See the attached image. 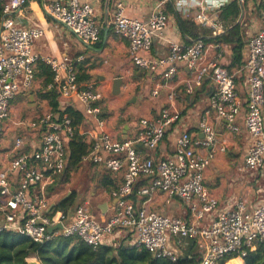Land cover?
I'll use <instances>...</instances> for the list:
<instances>
[{"label":"built area","instance_id":"2783aa9c","mask_svg":"<svg viewBox=\"0 0 264 264\" xmlns=\"http://www.w3.org/2000/svg\"><path fill=\"white\" fill-rule=\"evenodd\" d=\"M28 0H0V231H13L43 243L57 235L76 236L92 247L105 244L114 233L128 232V245L145 248L153 257L176 261L180 255L170 245L172 238L199 236L196 264H218L225 255L241 259L257 243H264V202L250 206L245 197H236L231 206L218 209V199L206 186L204 171L212 158L211 148L215 132L207 122L209 110L226 121L231 131L236 130L235 119L242 107L238 96L235 73L217 59L209 58L201 38L190 43L171 41L162 56L148 55L153 39L167 24V15L159 7L146 19L128 17L122 2H117L113 14L114 32L127 40L130 59L134 65L157 73L170 81L179 63L189 69L183 81V94L189 95L208 78L214 85L209 97V110L199 122L202 137L192 138L182 131L175 140L171 156L153 159L143 156L135 148L139 143L155 149L173 123L179 120L174 88L167 93V105L153 118L139 119L133 139H117L103 117V95L92 82L76 81L75 61L72 58L45 57L33 51L34 43L43 36L37 25L20 26L16 16ZM232 0H183L178 9L189 14L191 6L198 7L192 19L196 24L210 26L212 35L222 32L223 26L214 14ZM258 31L245 42V56L241 70L245 76L246 97L243 126L251 139L238 170H254L264 164V0ZM43 12L64 25L85 44L99 40L101 26L94 19L93 5L80 0H41ZM40 60L53 72L47 88L58 86L59 112L50 108L30 120L9 116L11 101L19 94L28 95L35 81L34 67ZM160 86L150 94H159ZM84 114L85 129L80 134L92 142L83 162L99 163L111 172L123 170L122 182L113 191L116 202L105 222L93 214L88 200L67 210L50 208L47 186L56 182L66 165V141L77 133L72 118L64 109L71 103ZM70 103V104H69ZM223 149V147H222ZM146 184L134 191L137 179ZM160 190L169 203L181 201L191 212L192 219L151 211L139 195H150ZM134 196V197H133ZM55 203V202H53ZM210 216L209 226L202 224ZM54 228L51 232L48 227ZM234 257V258H235ZM32 258V257H31ZM35 258V257H33Z\"/></svg>","mask_w":264,"mask_h":264},{"label":"crops","instance_id":"0c3cea01","mask_svg":"<svg viewBox=\"0 0 264 264\" xmlns=\"http://www.w3.org/2000/svg\"><path fill=\"white\" fill-rule=\"evenodd\" d=\"M80 1L90 2L94 8V19L96 23L101 26L102 30L104 27L108 28L105 37L103 34L102 42L99 45H96V43L85 44L64 25L59 24L48 17L43 10L23 12L22 8L16 16L18 25L23 27L37 25L43 28V36L34 43L33 51L41 56L54 58H61L63 56L76 58L81 55L82 59L75 61L76 70L80 73L78 68L81 66L83 71L90 75L89 80L86 82H92L99 87L103 95L102 104L104 106V112H106V104L109 105V102L112 103V100V104L114 105L119 102V99H116V97H120L123 94L125 95L124 98H122V101L125 100L128 106L123 111V117L128 118L127 122L121 124L119 128L112 127L110 129L108 118H105L107 120L108 129L115 138L120 140L133 139L135 137L139 128V119L156 117L162 108L167 105V93L170 88H174L176 103L180 111L179 120L173 123L170 129L167 130L164 138L159 142L155 149H147L139 143H136L135 148L141 155L151 156L155 160L171 156L173 154L176 137L182 131H187L192 138L202 137L199 122L205 115V112L209 110V97L214 90L213 83L206 78L203 84L196 88L193 93L184 95L183 81L189 74V69L185 63H179L177 65L175 75L170 81H164L160 78L161 76L158 75V72L153 74L148 73L132 63L128 51L127 40L118 36L114 32L112 25L113 14L117 2L123 3L124 14L126 16L139 19H146L154 8H161L167 15V24L162 33L153 39L152 47L148 51V55L158 57L167 52L168 43L171 41L179 43H190L193 41L190 37H186L180 32L176 21V15L192 17L193 13L198 10V7L191 6L189 14H186L182 9H178V4H182L183 0ZM238 1L241 6V12L237 22L241 24L244 32V46L242 49V60L244 61L245 42L251 35L258 31L260 26L261 6L259 0ZM219 12L220 10L214 13L218 18ZM224 30L225 28L223 26L222 32H224ZM205 44L209 58L217 59L226 67L229 65L233 56L230 44L214 42H205ZM103 55L106 57V62L100 61V58ZM95 60H98V62L96 63ZM231 70L235 73L237 93L242 99V107L235 119L237 129L233 131L228 129L226 121L218 119L215 116L214 111L209 110L206 117L207 122L212 126L215 132V141L212 145V149L204 148L200 150L204 154H208L210 151L212 152V158L204 171V176L209 191L218 199V209L231 206L232 201L236 197H245L250 206L264 202V164L254 170H243L241 172L238 170V166L241 165L243 156L251 144V139L243 126L246 97L245 76L241 67H235ZM119 76L124 77L125 81H123L120 87L121 93L114 95L112 94L111 88L112 79ZM106 82H109V85ZM103 84L107 88H105ZM157 85L160 86L159 94L151 96L150 91ZM39 89L40 79H35L33 87L29 93L30 95H33L34 101L31 102V105L28 103V107L26 106V108H30V106L38 104L39 102H43L44 106L37 105L38 111L34 112L30 117L31 119L49 109L47 102L35 101ZM106 89H108L109 92L108 97ZM184 96H187V100H182V97ZM23 99L28 100V96L19 94L14 98V100L18 101ZM59 100L62 104L67 103V100L61 96ZM33 102L35 104H32ZM69 102L71 103L69 104L72 105V101L70 100ZM16 106L17 105L12 106V104H10L12 112H16ZM41 107H44V109L41 110ZM15 116L18 117L19 115ZM11 118L18 119L12 116ZM87 126L88 125L83 124V127L86 128ZM87 139L88 138L86 137V140ZM0 158H3L2 152H0ZM213 159H216V161L219 162V165L213 167L214 181L212 184L213 186H210L207 184V181L212 172L210 165L213 163ZM81 163L90 164L91 172L99 180L98 189L89 191L85 196V199L89 201L95 217L100 222H105L111 215L113 205L116 202V197L113 195L115 189H111L110 191L107 190V187L110 185L106 175L109 174L110 179L112 181L115 180L116 187H118L122 180L123 170L120 172H111L98 163L86 161H81ZM139 182H142L143 186L146 184V179L141 177L137 179L135 184L137 185ZM136 185H134V189ZM56 188L57 186H54L52 190H47L50 205L53 204V202H59L52 199L55 196ZM137 198L145 200L144 204L148 210L160 211L168 215H175L188 220L192 219L191 212L181 201L174 199L171 202L166 203L164 194L160 190H156L150 195L138 194L136 196V199ZM97 200L99 201L96 202ZM92 203L94 204V208ZM210 222L211 217L207 215V217H204L202 224L207 227ZM130 236L131 235L126 231L114 233L108 238L104 245L117 246L120 243L128 245V242L131 241ZM199 240V236H194L189 238H172L169 242L172 247L179 250V255L181 257H190V255H198ZM233 260H239L238 263L242 264L241 259L237 257L230 259L228 262Z\"/></svg>","mask_w":264,"mask_h":264},{"label":"trees","instance_id":"16d2710c","mask_svg":"<svg viewBox=\"0 0 264 264\" xmlns=\"http://www.w3.org/2000/svg\"><path fill=\"white\" fill-rule=\"evenodd\" d=\"M22 11H42L41 0H28L24 4ZM240 12L241 6L238 0H232L220 9L218 22L222 23L225 30L218 35H212L211 27L196 24L192 17L176 15V21L182 35L188 36L192 40L201 38L204 43L230 44L233 56L227 69L232 71L231 69L235 67L239 68L243 64L244 32L241 24L237 22ZM102 39L103 30L100 31V37L96 45H99ZM78 70L80 73L77 72L76 81L79 84H86L90 75L83 71L81 66H79ZM52 76L53 72L51 68L38 60L34 67V77L35 79H40V89L36 95L40 101L47 102L53 112L58 113L60 111L58 86L50 89L46 87L51 82ZM182 100H187V96L182 97ZM102 108L104 109L103 104ZM64 112H67L72 118V123L77 133L73 138L66 141L67 158L65 169L61 175L56 176V182L53 185L47 186L48 191L52 190L58 182H67L71 173L80 165L82 157L88 154L92 148V141L86 140V137L80 134L84 124V114L80 107L78 105H67ZM103 117H108L106 112H104ZM127 120L124 119L122 124L126 123ZM106 176L110 185L107 187V190L110 191L111 189L118 188L116 187V181H112L109 174ZM142 184V182H139L137 185L135 184L134 191L141 188ZM75 200V192L71 191L66 197L59 200L60 205L58 208L67 210L73 206ZM31 257H35L41 264H196L199 260L197 254L190 255V257L180 256L176 261L161 257L156 258L145 248L124 245L122 243L117 246L101 244L97 247H92L76 236L57 235L43 243H36L29 237L17 232L0 231V264H27V259ZM234 257L225 255L220 258L218 264H229L228 261ZM241 261L242 264H264V243H257L255 249L248 250L241 257ZM238 262L239 260H236V263Z\"/></svg>","mask_w":264,"mask_h":264},{"label":"rangeland","instance_id":"374dc122","mask_svg":"<svg viewBox=\"0 0 264 264\" xmlns=\"http://www.w3.org/2000/svg\"><path fill=\"white\" fill-rule=\"evenodd\" d=\"M105 60H106V57L104 55L101 56L100 61L106 62ZM95 62L97 63L98 60H95ZM119 77H121V76H119ZM122 78H123V81H125V78L124 77H122ZM106 83H108V85H109V82H106ZM103 86L105 88H107L104 84H103ZM106 90H107V97H108L109 92H108V89H106ZM124 96L125 95L123 94L120 97H116V99H119V102L115 103L114 105L112 104L113 103L112 100H111L112 103L109 102V105L106 104L105 111H106L107 116H108L107 118L109 121V128L110 129L112 127L119 128L122 124V121L124 119H128V118L123 117V111L128 106V104H127V102H125V100L122 101V98H124ZM26 100L27 99H23L21 101H18V100H14L13 102L11 101L12 106L17 105L16 106L17 109L15 108L16 112H12L10 109L9 110V116L10 117L12 116L14 118H22L24 120H30V117L34 114V112L38 111L37 105L38 106H44L43 102H39L38 104L30 106V108H26V106L28 107L27 104L29 103L28 100L27 101ZM32 101H34V100H32ZM35 101H40L38 96L35 97ZM144 101H147V100H144ZM40 109L42 110V109H44V107H41ZM15 115H19V116L17 117ZM215 165L218 166L219 162L216 161V159H213V163L210 165V169L212 172H211L210 177L207 181V184L210 186H213L212 185L213 181H214L213 167ZM86 173H88V174H86ZM98 182H99V180L91 172V165L88 163H80L78 168L71 173L67 182H64V183L58 182V184L56 185L57 188L55 190V192H56L55 196L54 197L52 196L53 197L52 199L59 201L61 198L65 197L66 195L71 193V191H74L75 195H76V200H75V203L73 204V206H74L77 203L85 201L86 200L85 196L87 195V193H89V191L98 189L97 188L98 184H99ZM98 201L99 200H97L96 202H98ZM92 205L94 208L93 203H92ZM234 263L239 264V263H236V260L229 262V264H234Z\"/></svg>","mask_w":264,"mask_h":264},{"label":"water","instance_id":"95a60500","mask_svg":"<svg viewBox=\"0 0 264 264\" xmlns=\"http://www.w3.org/2000/svg\"><path fill=\"white\" fill-rule=\"evenodd\" d=\"M107 30H108V28H107V27H104V29H103L104 37H105L106 34H107ZM122 83H123V78H122V77H114V78L112 79V85H111V88H112V94H114V95H118V94L121 93L120 87H121ZM27 96H28V101H29V103H30V105H31V102H32V100H33V95L28 94ZM32 104H35V103L33 102ZM30 105H29V106H30ZM59 205H60L59 202H57V203H53V204L50 206V208H52V207H54V206L59 207ZM60 226H61V225L58 224V225H56V226H54V227H52V226H51V227H48V231L51 232L54 228H56V227H60ZM27 264H41V263H40V261H38L36 258H30V259H27Z\"/></svg>","mask_w":264,"mask_h":264}]
</instances>
